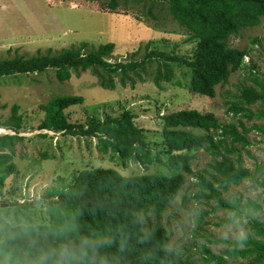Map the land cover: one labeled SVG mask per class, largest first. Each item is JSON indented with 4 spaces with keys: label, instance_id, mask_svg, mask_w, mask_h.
Instances as JSON below:
<instances>
[{
    "label": "trees",
    "instance_id": "obj_1",
    "mask_svg": "<svg viewBox=\"0 0 264 264\" xmlns=\"http://www.w3.org/2000/svg\"><path fill=\"white\" fill-rule=\"evenodd\" d=\"M120 0H108L109 10H116ZM155 1L166 5L171 17L195 39L192 55L179 54L149 46L139 59L109 60L114 41L97 45L80 40L57 50L37 49L33 54H13L0 58V76L5 74L54 70L57 80L70 78L72 72L90 68L97 75L100 85L113 88L118 81L122 85H134L132 74L141 77L139 69L144 63L156 60L153 80H170L173 64L181 61L190 67L188 88L191 92L214 96L215 86L229 77L230 73L243 66L247 48L230 45L228 38L240 26L255 25L264 15V0H151L147 11ZM127 0H123L126 3ZM128 10L129 8H124ZM139 48V47H138ZM138 48L131 54H136ZM252 74L254 72L250 70ZM132 73V74H131ZM252 83L243 84L236 101L228 109L233 115L247 119L264 120V76L254 74ZM83 101L81 94H56L41 104L44 115L38 128L78 136L95 137L102 153L111 152L122 162L133 160L143 164L159 159V152H152L149 138L134 120V114L123 108L118 114L103 117L87 114L84 120H71L66 108ZM257 103L253 109L250 105ZM18 104L11 105V114L0 122L14 132L0 134V197L4 193L7 176L14 170L12 156L19 134L21 115ZM160 138L167 163L175 168L173 173L141 171L124 174L113 166L84 167L73 172L64 185H51L42 192L48 221H35L29 214L16 207L18 202H6L2 214L0 205V264H183L178 251L168 246L169 232L164 225L143 228L140 213H160L174 198L184 182L186 174H192L190 160L200 148L215 156L211 163V178L196 173L194 184L198 187L194 197L213 200L211 208L220 207L236 213L244 211L248 227L243 239L232 242L242 247H229L224 253L247 258V264H264V221L246 211L238 194L232 198L221 195L219 187L226 188L229 182L237 183L243 177L264 188V178L257 169L243 165L236 152L234 141L248 143L245 132L255 128L264 134V126L253 122L247 126L238 118L222 124L211 110L181 107L161 116ZM229 138V141L227 140ZM1 201L5 202L3 198ZM256 207L253 201L246 202ZM25 207L29 202L19 203ZM21 207V206H20ZM12 211L22 219H11ZM203 209L196 217L200 221L208 213ZM232 217H229L231 219ZM217 241L219 239H216ZM207 256L218 264H242L227 261L204 246Z\"/></svg>",
    "mask_w": 264,
    "mask_h": 264
},
{
    "label": "rangeland",
    "instance_id": "obj_2",
    "mask_svg": "<svg viewBox=\"0 0 264 264\" xmlns=\"http://www.w3.org/2000/svg\"><path fill=\"white\" fill-rule=\"evenodd\" d=\"M119 2L116 10H109L108 0H0V58L15 53L33 54L37 49L57 50L80 40L94 45L114 41V49L108 56L111 61L141 58L147 41L150 47L183 57L192 55L195 39L190 38L185 28L171 17L166 5L161 6L159 1H155L151 9L155 16H152L147 11L151 0ZM228 42L247 48V53L243 66L215 86L214 96L189 90L190 67L181 61L173 64L174 74L170 80L158 83L153 80L157 62L152 59L144 63V69H139L140 78L131 73L134 85H122L115 77L113 88L100 85V78L90 68L78 73L73 71L64 81L56 79L52 68L0 76V122L11 114V105L17 103V112L21 115L19 134L22 135L12 156L15 168L5 179L4 193L0 198L5 202L16 200V207L21 208L20 211L25 209L35 221H48L51 217L46 211L42 192L51 185L68 183L73 172L84 167L113 166L124 174L141 171L173 173L176 169L167 163L162 146L156 143L161 134V116L170 110L181 107L211 110L222 124L229 121L238 124L240 118L247 126L253 122L264 126L262 119L233 115L228 109L230 102L239 99V89L243 84L252 83L254 74L264 76V15L258 24L240 26L229 36ZM137 48V53L131 54ZM68 93L83 95L81 103L66 108L71 120H84L87 114L103 117L118 114L123 108L130 109L135 122L148 136L151 151H158L160 158L147 164L133 160L122 162L111 152L102 153L95 137L38 128L44 115L41 104L53 95ZM257 106V103L250 105L253 109ZM1 127L13 132L1 124L0 131ZM237 129L241 130L239 124ZM245 134L248 143L234 141L232 144L237 153H230V156L239 155L243 165L250 170L257 169L260 178H264V134L255 128ZM214 158L203 148L197 150L190 160L193 172L186 174V181L177 195L160 213L142 212L140 219L144 229L156 222L166 227L168 246L178 251L183 264H218L215 259L203 258L207 256L204 246L229 262L247 264V258L230 256L223 251L243 246L232 241L239 238L241 231L246 234L248 227L244 211L213 209V200L194 197L198 188L194 184L196 173L211 178L213 170L210 165ZM219 189L226 198L238 194L246 211L264 221V188L243 177L239 182H229L226 188ZM248 201L255 202L257 206L248 205ZM25 202L30 205L23 208L19 203ZM6 206L3 205V216ZM203 209L209 211L197 221L196 217ZM8 216L13 220L23 217L22 213L15 216L12 211ZM4 264L11 263L5 261Z\"/></svg>",
    "mask_w": 264,
    "mask_h": 264
},
{
    "label": "built area",
    "instance_id": "obj_3",
    "mask_svg": "<svg viewBox=\"0 0 264 264\" xmlns=\"http://www.w3.org/2000/svg\"><path fill=\"white\" fill-rule=\"evenodd\" d=\"M109 59V58H108ZM110 60V59H109ZM2 128V130L0 131V133H5V132H9L6 128H3V127H1ZM11 130V129H10ZM13 131V130H12ZM14 132V131H13Z\"/></svg>",
    "mask_w": 264,
    "mask_h": 264
},
{
    "label": "clouds",
    "instance_id": "obj_4",
    "mask_svg": "<svg viewBox=\"0 0 264 264\" xmlns=\"http://www.w3.org/2000/svg\"><path fill=\"white\" fill-rule=\"evenodd\" d=\"M239 238L240 239H243L244 238V232L243 231L240 232Z\"/></svg>",
    "mask_w": 264,
    "mask_h": 264
},
{
    "label": "water",
    "instance_id": "obj_5",
    "mask_svg": "<svg viewBox=\"0 0 264 264\" xmlns=\"http://www.w3.org/2000/svg\"><path fill=\"white\" fill-rule=\"evenodd\" d=\"M12 133H13V132H12ZM6 204H7L6 202H3V201L0 202V205H1V206L6 205Z\"/></svg>",
    "mask_w": 264,
    "mask_h": 264
}]
</instances>
